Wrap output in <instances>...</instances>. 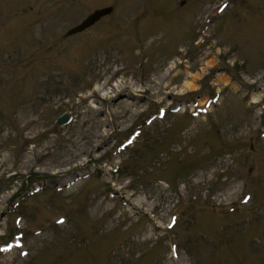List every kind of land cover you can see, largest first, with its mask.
I'll use <instances>...</instances> for the list:
<instances>
[{"label": "rangeland", "instance_id": "rangeland-1", "mask_svg": "<svg viewBox=\"0 0 264 264\" xmlns=\"http://www.w3.org/2000/svg\"><path fill=\"white\" fill-rule=\"evenodd\" d=\"M0 264H264V0H0Z\"/></svg>", "mask_w": 264, "mask_h": 264}, {"label": "water", "instance_id": "water-1", "mask_svg": "<svg viewBox=\"0 0 264 264\" xmlns=\"http://www.w3.org/2000/svg\"><path fill=\"white\" fill-rule=\"evenodd\" d=\"M112 6L104 5L97 8H94L92 11L88 12L80 21L68 27L64 34H71L90 26L93 24L98 18L110 12ZM66 119V115H60L57 117L56 122L61 123Z\"/></svg>", "mask_w": 264, "mask_h": 264}, {"label": "snow or ice", "instance_id": "snow-or-ice-1", "mask_svg": "<svg viewBox=\"0 0 264 264\" xmlns=\"http://www.w3.org/2000/svg\"><path fill=\"white\" fill-rule=\"evenodd\" d=\"M248 198L245 197V200H247ZM173 221L175 222V218H173ZM58 222H63L62 220L61 221H58ZM169 227H172V225L170 224Z\"/></svg>", "mask_w": 264, "mask_h": 264}]
</instances>
